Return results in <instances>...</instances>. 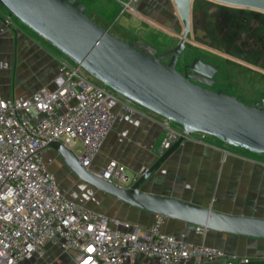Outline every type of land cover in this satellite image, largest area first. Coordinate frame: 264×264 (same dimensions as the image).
Masks as SVG:
<instances>
[{
    "label": "built area",
    "instance_id": "2783aa9c",
    "mask_svg": "<svg viewBox=\"0 0 264 264\" xmlns=\"http://www.w3.org/2000/svg\"><path fill=\"white\" fill-rule=\"evenodd\" d=\"M137 1L121 5L130 10ZM61 73L62 84L55 90L42 89L27 100L5 98L0 81V264L41 259L51 243H59L77 264H127L140 256L158 264H247L249 259L166 234L163 215L157 214L149 229L122 231L114 225L125 227L123 223L65 195L45 163V154L52 143L60 142L90 169L116 123L112 99L125 113L163 126L167 135L162 151L182 136L183 129L114 93L69 59L61 62ZM98 174L125 187L136 178L115 160Z\"/></svg>",
    "mask_w": 264,
    "mask_h": 264
},
{
    "label": "crops",
    "instance_id": "0c3cea01",
    "mask_svg": "<svg viewBox=\"0 0 264 264\" xmlns=\"http://www.w3.org/2000/svg\"><path fill=\"white\" fill-rule=\"evenodd\" d=\"M79 1L92 5L90 7L95 9L93 13L87 8L91 18L103 28L117 27L120 34L125 35L122 40L127 43L149 45L163 51L172 49L180 41L175 34L182 32L183 24L172 0H138L130 10H124L121 5V1L125 0ZM208 1L194 0L193 4H210ZM115 10L117 14L113 16ZM39 52L46 56L45 60L40 58ZM59 59L37 41L30 29L0 5V81L1 93L5 98H16L5 81L11 76L15 79L18 63H21L24 75L27 74L22 79H29L32 84L42 81L41 85L30 87L31 90L20 95L19 100H27L43 88L55 90L62 84L58 81L61 73ZM111 106L117 118L116 123L90 169L101 173L110 161L115 160L126 167L130 176L137 177L157 161L167 132L151 119L125 113L116 99H113ZM51 151L55 156H51ZM44 160L69 199L126 225H114L115 229H149L154 224L156 214L128 205L79 179L55 149H49ZM53 166L61 170L60 177L52 169ZM63 183H66L64 188ZM143 190L229 215L264 219V155L229 147L208 135H193L168 158L143 186ZM163 231L190 245H208L230 256L264 261L263 239L212 230L199 233L196 226L175 219H167ZM40 261L41 264H77L59 243L47 245ZM127 264L158 262L140 256Z\"/></svg>",
    "mask_w": 264,
    "mask_h": 264
},
{
    "label": "water",
    "instance_id": "95a60500",
    "mask_svg": "<svg viewBox=\"0 0 264 264\" xmlns=\"http://www.w3.org/2000/svg\"><path fill=\"white\" fill-rule=\"evenodd\" d=\"M182 22L179 45L164 54L149 46L127 43L97 24L79 0H0L12 17L41 37L91 77L183 129L182 136L128 186H120L82 166L60 142L50 145L82 181L144 211L196 227L264 240V219L234 216L172 197L145 192L143 186L181 145L195 134L264 155V105H248L235 96L194 83L177 70L191 30L194 0H172ZM264 13V0H209ZM168 58V63L164 61ZM199 72L200 69L192 67ZM264 101V99H263Z\"/></svg>",
    "mask_w": 264,
    "mask_h": 264
},
{
    "label": "flooded vegetation",
    "instance_id": "af4514ba",
    "mask_svg": "<svg viewBox=\"0 0 264 264\" xmlns=\"http://www.w3.org/2000/svg\"><path fill=\"white\" fill-rule=\"evenodd\" d=\"M208 2L210 4L199 2L192 6L191 30L177 70L187 73L194 83L235 96L245 104L262 107L264 94L251 104L247 101L251 93L242 88L241 81L234 80L230 72L242 70L248 86L255 76L264 78V13ZM172 49L157 50L164 54ZM192 67L200 71L195 72Z\"/></svg>",
    "mask_w": 264,
    "mask_h": 264
},
{
    "label": "rangeland",
    "instance_id": "374dc122",
    "mask_svg": "<svg viewBox=\"0 0 264 264\" xmlns=\"http://www.w3.org/2000/svg\"><path fill=\"white\" fill-rule=\"evenodd\" d=\"M125 1H129V0H125ZM193 3H194V1H193ZM192 6H193V4H192ZM90 10H91L92 13L95 11L94 8H90ZM92 15H94V14H92ZM94 18H95V16H94ZM93 21H95V20L93 19ZM109 31H110L111 34L115 35L116 37L120 38L121 40L125 39V35L120 34V32H119L117 27L110 28ZM34 35H35L37 41L40 42L42 45H44L55 57L60 58L59 60H61V62L68 59L66 56H64L61 52H59L57 49H55L53 46H51L49 43H47L41 37L37 36L35 33H34ZM160 41L164 42L163 39H160ZM45 57H46L45 55L40 53V58L41 59L45 60ZM183 59L185 60V58H183ZM21 66H22L21 63H18V65H16L15 79H12V76H11V79L10 78H6V81H5L6 86L8 87V89L11 92L15 93L16 99H19L18 97H20V95H22L23 93H27L29 90H31L30 87H36V85L38 86V85L42 84L41 83L42 81H39V80L36 81L35 84H32V82L29 81V79H22V77L26 76L27 74L24 75L25 73H24V70H22ZM0 67H2V65H0ZM1 69H3V68H1ZM230 73H231V76L233 77L234 80L241 81L242 88L248 89V91L251 93L252 96H249V98L247 100L251 104L253 103V101H254V99L256 97H259L260 95L264 94V78H262L260 76H255L253 78V81L249 84L250 86H248L247 82L245 81L247 79V76L245 75V73L242 70H240V69H232ZM58 81H61V73H59V75H58ZM244 81H245L246 84H243ZM43 89H48V88H43ZM112 101H113V99L111 100V102ZM172 126H174L176 128H180V126L175 124V123H172ZM195 135H197V134H195ZM50 153H51V156H55V153L53 151H51ZM251 154H253V153H251ZM52 169L54 170V172H56L57 176L60 177L61 170H57L56 167H54V166H53ZM64 187H66V183H63V188ZM28 263L41 264V261H40L39 258H33L31 260V262H27L26 264H28Z\"/></svg>",
    "mask_w": 264,
    "mask_h": 264
},
{
    "label": "trees",
    "instance_id": "16d2710c",
    "mask_svg": "<svg viewBox=\"0 0 264 264\" xmlns=\"http://www.w3.org/2000/svg\"><path fill=\"white\" fill-rule=\"evenodd\" d=\"M84 4H85V3H84ZM85 6H86V8H88V7H89V8H92V7H90V6H92V5H90V4H88V5L85 4ZM87 14H88V13H87ZM116 14H117V12H116V10H115V11L113 12V16L116 15ZM247 264H264V261H252V260L250 261V260H249V262H248Z\"/></svg>",
    "mask_w": 264,
    "mask_h": 264
}]
</instances>
